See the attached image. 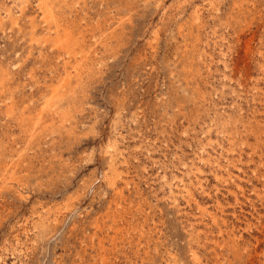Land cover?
<instances>
[{
    "label": "rangeland",
    "instance_id": "1",
    "mask_svg": "<svg viewBox=\"0 0 264 264\" xmlns=\"http://www.w3.org/2000/svg\"><path fill=\"white\" fill-rule=\"evenodd\" d=\"M0 264H264V0H0Z\"/></svg>",
    "mask_w": 264,
    "mask_h": 264
},
{
    "label": "bare ground",
    "instance_id": "2",
    "mask_svg": "<svg viewBox=\"0 0 264 264\" xmlns=\"http://www.w3.org/2000/svg\"><path fill=\"white\" fill-rule=\"evenodd\" d=\"M43 4V3H42ZM45 7V6H44ZM46 8V7H45ZM43 9V8H42ZM51 6H47V9H43V10H47V13L45 14V18H47L49 15L51 16ZM44 15V14H43ZM56 15V14H55ZM53 16V15H52ZM52 19H54V20H56L55 18H52ZM52 19H50V21L52 20ZM54 22V21H53ZM54 23H56V27L57 28H59V27H62V29H63V32L65 33V37L66 38H68V39H71V38H73V39H75V40H77V39H80V37H82V38H84L83 37V33H82V31L80 30V29H78L77 28V31H76V29L74 30H71L70 28H67L66 26H64V25H61V23L60 24H58L57 22H54ZM76 43V42H75ZM79 43V42H78ZM73 51V50H72ZM73 55H75V54H73ZM69 74H67V76H68ZM66 76V75H65ZM66 78V77H65ZM186 190V189H185Z\"/></svg>",
    "mask_w": 264,
    "mask_h": 264
}]
</instances>
